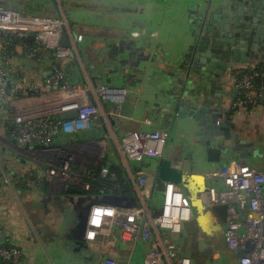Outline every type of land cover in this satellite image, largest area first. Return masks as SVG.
<instances>
[{
	"label": "crops",
	"instance_id": "1",
	"mask_svg": "<svg viewBox=\"0 0 264 264\" xmlns=\"http://www.w3.org/2000/svg\"><path fill=\"white\" fill-rule=\"evenodd\" d=\"M168 1L171 0H0L1 5L28 15L65 20L72 56L60 61V65L69 84H80L89 90V96L97 107V114L89 129L74 134L59 132L53 143L71 146L88 159L89 165H94L100 159L103 164L119 170L127 183L125 189L129 191L128 195L135 197L137 205L146 204L150 209H156L161 204L160 200L158 207L151 205L153 193L156 192L154 172L158 158H146L139 163L127 160L121 151V135L127 130H170L177 106L186 99L194 104L195 91L200 90L211 98L219 91L227 93L234 90L232 81L237 75L236 72L227 70V78L228 72L225 71L199 85L195 76L186 73L184 64L191 59L186 56L191 54V46H195L194 51L200 40H205L202 53L207 55L216 44L209 39L205 26L201 25L196 6L187 11L184 4V9L180 12L176 8H170ZM133 32L137 35H132ZM262 34L261 32L260 38ZM77 35H82L80 42L75 40ZM173 39L176 40V45L181 46L169 53V49L173 47ZM259 44L264 47L263 40L259 39ZM259 52L258 59L240 65L239 68L245 65L250 68L264 66V52L261 49ZM223 58L224 56L220 60ZM23 65L26 82L30 83L40 81L49 70L48 61L26 60ZM100 85L124 88V100L115 103L96 99L94 91ZM225 99L232 109L231 102L234 98ZM232 111L234 129L239 133L240 139L253 146L248 149L247 158L242 159L234 154L223 168L210 174V182L214 184L213 191H216L214 194L224 188L222 174L234 163L248 165L264 174V107ZM195 124L192 136L194 135L196 144L200 145L204 136L198 133L199 128ZM181 129L172 130L177 143L181 139L176 133L183 131ZM168 144L169 140L163 156L170 154ZM192 154L193 150L188 149L183 156ZM48 159L45 156L37 157L36 160L20 159L19 167L26 174L31 169L44 168L43 164ZM137 172L148 175L145 195L140 193V186L136 181ZM42 177L46 191H40V183L33 190L13 183L14 191L9 190L2 197L3 223L23 249L24 264H73L75 260L103 264L108 257L114 258L117 264H136L135 258L144 262L152 240L139 239L128 245L121 238L120 228L115 226L106 228L91 243L83 240L77 249L72 231L77 224L78 214L69 202H63L67 187H61L59 178L47 180ZM192 184L196 189L203 187V182L192 180ZM48 188L53 192H47ZM50 194L53 197L60 196V199L52 198L45 206L42 200ZM205 199L210 202L209 197ZM213 221L212 218H207L206 223L212 225ZM183 224L179 233L166 232V235L181 254L190 257L184 253V242L189 243L195 237L205 244L206 239L200 235L201 229L195 221ZM156 233L153 230L152 238H155Z\"/></svg>",
	"mask_w": 264,
	"mask_h": 264
},
{
	"label": "built area",
	"instance_id": "2",
	"mask_svg": "<svg viewBox=\"0 0 264 264\" xmlns=\"http://www.w3.org/2000/svg\"><path fill=\"white\" fill-rule=\"evenodd\" d=\"M67 23L61 18L25 14L0 4V155L11 152L13 166L8 176L0 162V264H24L23 249L5 227L2 219V197L13 190V183L36 189L44 176L60 179L66 187L88 192L89 178L95 171L88 159L69 145H56L57 133L74 134L89 129L97 114V107L89 90L80 84H69L60 61L72 56V46L63 45ZM134 36L137 35L133 32ZM34 36L33 40L28 37ZM77 42L82 35H77ZM48 61V73L38 82H26L23 62ZM232 86L237 97L232 109L256 110L264 107V66L238 68ZM94 95L100 101L122 102L124 88L98 86ZM76 118L60 120L58 116L73 112ZM117 113V112H115ZM56 119H53V118ZM169 132H139L127 130L120 137L121 151L127 160L142 162L146 158L163 157ZM48 157L44 168H34L26 174L20 170V159L36 160ZM37 162V161H36ZM100 159L94 164L99 165ZM113 177L101 166L100 178ZM147 174L136 173L140 193L145 195ZM224 188L209 196L213 204L226 205L224 244L231 252L249 249L239 264H264V174L242 163H234L222 174ZM121 191L120 186L105 187L102 194ZM192 209L179 185L165 184L161 204L150 209L146 204L123 209L106 204L93 205L89 211L84 240L93 242L106 228L121 230L122 240L131 245L139 239H151V249L143 264H193L180 253L168 233H179L182 224L192 220ZM155 230L156 236L152 238ZM242 230V231H241ZM103 264H117L108 257Z\"/></svg>",
	"mask_w": 264,
	"mask_h": 264
},
{
	"label": "water",
	"instance_id": "3",
	"mask_svg": "<svg viewBox=\"0 0 264 264\" xmlns=\"http://www.w3.org/2000/svg\"><path fill=\"white\" fill-rule=\"evenodd\" d=\"M190 4L198 9L201 25L205 26L209 39L216 44L211 53L203 55L205 47L202 44L205 40H200L195 50L193 51L195 47L193 45L189 52L191 54H186L191 58L184 64L187 68L186 73L195 76L199 85L227 70L236 72L240 65L258 59L260 49L262 53L264 52V47L259 44V39L264 41V0H189L187 11L192 7ZM261 32L263 36L260 38ZM28 39L33 40L34 36ZM61 43L68 45L66 35L62 36ZM223 56V60H220ZM228 76L229 72L226 78ZM235 94H237L235 90L227 93L219 91L211 98L197 90L193 96L194 104L186 99L178 105L173 125L167 130L169 135H172L168 144L170 154L158 159L154 172L155 191L162 192L165 184L170 183L182 188L192 209V220L201 229L200 235L204 239L218 237L221 224L226 223L227 219L226 205L213 204L205 199L215 193L214 184L210 182V174H215L218 169L223 168L234 154L242 159L247 158L248 149L253 146L252 143L240 139L239 133L233 127L231 121L233 111L225 98L235 99L237 97ZM76 117L75 111L58 116L60 120ZM194 123L199 128L198 133L204 136L200 145L187 137V134L192 135ZM177 128L183 130V133H176L185 138L181 143L174 140L175 133L172 130ZM188 149H192L193 154L183 156ZM192 180L203 182V187L196 189ZM47 190L53 192L49 188ZM40 191H46L43 180L40 182ZM65 191L67 195L63 202H69L78 214L77 224L72 231L77 249L84 240L88 214L93 205L106 204L123 209H131L137 205L135 197L125 194L122 190L97 196L86 194L76 187H67ZM52 198L59 200L60 196L53 197L50 194L42 200L43 204L47 206ZM207 218L214 220L212 225L206 223ZM215 250L224 254L227 264H239L240 258L249 252V249L231 252L224 243L215 247Z\"/></svg>",
	"mask_w": 264,
	"mask_h": 264
},
{
	"label": "rangeland",
	"instance_id": "4",
	"mask_svg": "<svg viewBox=\"0 0 264 264\" xmlns=\"http://www.w3.org/2000/svg\"><path fill=\"white\" fill-rule=\"evenodd\" d=\"M188 1L189 0H171L168 1L169 2V6L170 8H176V10L180 11L184 9V4L186 5V8L188 10ZM193 3V1H191V4ZM190 4V6H192ZM182 12V11H180ZM187 12V11H186ZM170 22V20H169ZM178 21H175V23H177ZM182 23V22H181ZM179 23V24H181ZM180 42V41H179ZM173 47H171V49H169V53H172V51L174 49H179V47L181 46V44H177L176 45V40L173 39ZM178 53V52H177ZM181 133H183V131H180ZM180 134V133H179ZM180 137V142L183 141L185 138H183V136L179 135ZM187 137L192 141L197 143L196 139L194 138V135H188ZM174 140H177L176 136L174 138ZM11 152L9 149H6L5 152L3 153V155H0V162H1V166L3 167L4 171L6 172V174L9 176L11 174L10 172V167L13 166V160L11 159ZM216 193V191H215ZM161 200V193L159 191H156L153 193L152 196V200H151V205H153V207H158L159 203ZM184 225V224H183ZM242 231V230H241ZM185 238V235H184ZM184 248H186V250L184 251L185 254H188L192 259V263L194 262V264H224V261H220L217 258V256H213L211 251L208 249V247L196 240V238L194 237V239L192 238V240H190L189 243H185L184 242ZM136 264H142V259H137L135 258ZM73 264H99L97 262L95 263H88V262H83V261H73Z\"/></svg>",
	"mask_w": 264,
	"mask_h": 264
},
{
	"label": "trees",
	"instance_id": "5",
	"mask_svg": "<svg viewBox=\"0 0 264 264\" xmlns=\"http://www.w3.org/2000/svg\"><path fill=\"white\" fill-rule=\"evenodd\" d=\"M53 119H56V118L54 117ZM101 166L106 167L109 170V172L111 174H113V177L100 178ZM91 167H93V169L95 170L93 172V175L89 178H84L85 181L91 185V188L88 192L86 191L84 193L100 195V194H102L103 188L113 187L115 185L120 186L121 190L125 194L129 193V191L125 189V187L127 185L125 178L119 170H117L116 168L111 167V166L109 167L105 163L104 164L101 163L99 165H91ZM136 169H138V168H136Z\"/></svg>",
	"mask_w": 264,
	"mask_h": 264
},
{
	"label": "flooded vegetation",
	"instance_id": "6",
	"mask_svg": "<svg viewBox=\"0 0 264 264\" xmlns=\"http://www.w3.org/2000/svg\"><path fill=\"white\" fill-rule=\"evenodd\" d=\"M224 228H225V223L221 224V232L219 233L218 237H216L215 239L212 238H208L206 240H204V242H206V246L208 247V249L211 251L212 255L217 256L216 259L220 260V261H224V264H227V261L225 259V256L223 253H221L219 250H215V247H218L219 244H223L224 243Z\"/></svg>",
	"mask_w": 264,
	"mask_h": 264
}]
</instances>
